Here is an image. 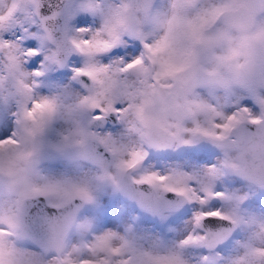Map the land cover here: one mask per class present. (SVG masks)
<instances>
[{
  "label": "snow or ice",
  "instance_id": "6c2138e0",
  "mask_svg": "<svg viewBox=\"0 0 264 264\" xmlns=\"http://www.w3.org/2000/svg\"><path fill=\"white\" fill-rule=\"evenodd\" d=\"M231 6L229 0H221L220 4L205 9L202 15L190 21L192 34L196 35L209 17ZM199 8L200 5L196 4L193 10ZM42 9V0H12L11 4L0 10V61H6L13 50L20 60L18 69H25L29 62L39 61L31 73L27 70L21 72L22 76L33 78L30 88L32 94L28 102L14 104V110L10 106L0 126L8 125L9 114L14 117L18 128L21 119L36 120L45 110L49 114L53 113L56 108L54 99L34 98V89L40 87L35 78L45 75L41 69L56 58L59 50H63L66 56L73 52L82 54L83 66L72 67L71 72L74 78L86 77L92 82L91 87L81 83L86 94L79 99V105L89 117L87 129L91 133V140L88 147L102 148L103 154L96 151L95 155L106 167H111L116 157L104 141L107 138L115 142L113 134L92 130L108 119L115 120L119 127L127 123L129 110H141L140 97H148L146 90L141 91V85L161 90L169 88L170 81L165 78L171 74V62L155 55L165 46V41L163 38L150 39L143 33L137 34L134 30L124 31L117 27L121 23L119 17L109 16L111 6H106L103 0H99L95 6H85L81 0L77 8L78 11L100 17L98 26L73 28L69 27L66 19L61 38L53 39L57 14L52 12L45 15ZM18 12H23L24 19L17 28ZM258 15L264 16V0L258 6ZM33 23L35 27L30 28L29 25ZM13 29L16 34L10 38L8 33ZM30 41H37L38 46ZM129 43L135 45V49L125 47ZM92 44L102 46L86 47ZM92 53H98L102 59H97ZM240 54L239 46H230L222 59L225 62L231 61ZM65 62H58L57 66L63 68ZM239 94L245 98L238 103H213L203 124L198 123L189 135H177L170 142L176 149L194 146L193 152L205 144L211 146L217 159L209 162L207 167L195 172L172 169L166 174L145 167L138 177L131 176L127 183L121 181L119 185L113 176H107L112 181L111 187L118 192L147 185V191L139 187V203L145 211L154 215L161 208L167 214L174 215H179L186 208H191L192 212L188 219L189 230L171 243L142 241L132 228L126 229L123 235L113 231L94 234L90 247L97 239L105 244V256L99 264H264V211L255 214L254 205L256 198L264 200V152L259 157V165L234 162L229 154L233 148L247 150L257 140L264 148V91L247 88ZM29 103L31 107L27 106ZM96 112L98 114H93ZM51 123L49 119L42 128L49 127ZM17 134L16 129L11 134L5 131V138H0V145L16 144ZM68 140V136L63 137V142ZM168 147V144L149 146L151 149ZM105 154L112 159H107ZM125 154L128 159L120 158L115 167L126 176L130 170L141 167L150 152L140 146L126 150L122 155ZM37 163H40L39 158ZM95 179L103 184L105 177L98 176ZM226 180L236 190H221L220 184ZM195 185H199V188ZM46 187L47 192L37 189V196L44 198L51 209L57 212L62 210V202L55 198V193L60 190L70 191L79 198V203L74 201L69 207V210L75 208L78 216L84 205L92 204L95 200L90 181L77 182L66 177L55 179ZM48 192L52 195H48ZM169 194L171 199L167 198ZM4 223L8 224L10 230L0 229V233L11 235L14 227L12 221L4 220ZM109 240H119L120 243L108 247ZM32 253L41 261L46 259L39 250Z\"/></svg>",
  "mask_w": 264,
  "mask_h": 264
},
{
  "label": "rangeland",
  "instance_id": "374dc122",
  "mask_svg": "<svg viewBox=\"0 0 264 264\" xmlns=\"http://www.w3.org/2000/svg\"><path fill=\"white\" fill-rule=\"evenodd\" d=\"M113 1L118 2L119 6L114 13L109 12V16L119 17L121 23L117 27L122 28L124 31L134 30L137 34H140L143 33V28L147 25L157 0H152L151 6L141 10H130L127 0H103V3L109 6ZM196 1L191 0L190 5ZM216 1L210 6L218 5L221 2V0ZM229 2L232 5L234 0H229ZM11 3L12 0H0V10ZM80 3L81 0H70L69 18L67 20L69 27L99 25L101 22L100 17H94L89 13L77 10ZM98 3L99 0H82V4L85 6H95ZM220 13L214 17H209L196 35L192 34L189 25L186 34L183 35L184 46L180 47L178 45L179 47H177L178 53L172 48L173 45L169 46L170 49L172 48L171 51L166 49L168 42H165L166 46L155 53L165 61H170L171 67L176 69L178 72L176 76L177 86L175 90L170 88L161 90L158 87L154 89L150 85H141V91L146 90L148 97L146 99L143 96L140 97L141 110L130 109L129 112L132 113L134 119L127 120V131L134 133L141 143L146 144L145 132L151 125L163 126L164 129H168L175 134L172 141L175 140L177 135L187 136L198 123L203 124L205 122L213 103L227 104L229 96L227 98L217 96L222 92L220 89ZM23 19V12H18L17 28ZM29 27H35V24H30ZM15 34V29L10 30L8 33L10 38ZM143 34L149 37L148 34ZM30 42L38 46L37 41ZM128 45L129 48L135 49V45L131 43ZM99 46L96 44V47ZM204 47L212 50V54L207 60L205 68H203L210 73V78L204 84L193 86V84L185 82L184 76L190 73L191 68L193 69L199 65L200 62L196 60V56L199 48ZM189 53H191L192 58L191 56L189 58ZM76 55L82 56V54L76 53L71 60L67 61L63 69L58 68L53 60H50L47 66L54 68V72L52 74L45 73V77L42 76L43 79H39L40 77L35 78L40 83L37 95H51L48 98L56 101V108L51 114L47 113L46 110L43 111L42 115L38 116L36 120L21 119L20 126L25 133L24 139L30 146L29 149L21 148L22 140L16 138V144L0 145V198H6L9 205L7 211L0 216V219L11 220L14 225L11 229V235L0 233V262L2 264H24L25 261L29 264H99V261L103 260L105 256V244L99 239L95 240L91 247L90 244L93 235L98 234L100 229L101 232L104 230L113 231L123 235L126 229L132 228L142 241L150 243L163 241L167 243L168 238L165 236L170 237L169 235L172 233L171 226L192 211L191 208H186L179 215L167 214L166 211H162L159 217L152 216L143 210H138L129 202L127 197L115 191L111 187L112 181L108 180L107 176L111 175L117 181L116 176L120 170L115 167V164L119 162L120 158H124L122 154L126 150L132 148L119 143L116 139L113 142L111 139L106 138L104 143L112 150L116 159L111 167L96 166L94 163L86 161L97 167L100 170L98 176H104L105 180L103 184L91 185L95 200L92 204L84 205L80 209V216H78V213L75 215L74 221L69 227L70 232L64 237V244H62L60 253L50 254L49 252L40 251L34 245L21 239L17 230V209L20 197L25 194L28 195V193H37V189L47 192L46 186L49 182L69 177L64 169L61 148L66 144L76 143L81 137L91 136L87 125L83 123L85 109L79 105L81 97L73 100L72 93L66 89V81L71 74V68L79 66L77 65L79 58ZM94 55L99 56L98 53ZM19 63L20 60L14 50L8 54L6 61H0V124H3L4 114L10 106L14 110V104L27 103L28 97L32 94L30 88L33 84V78L22 76L21 72L33 70L39 61L29 62L25 69H18L17 65ZM207 65L208 67H206ZM165 79L167 80V77ZM25 85L29 87H25ZM97 99H100V97H97ZM178 106H183L186 109L187 115L185 117L176 113ZM188 118H190V122L185 124ZM49 119L52 121L51 125L42 128V125ZM69 122L71 123L70 128L62 129L60 127L61 123L67 125ZM15 129V119L9 114L8 125L0 126V138H5L3 136L5 131L11 134ZM118 130L119 126L116 123L114 126L106 124L104 128L92 131L114 134ZM64 136L69 137L67 142H63ZM61 137L62 139H60ZM147 146L149 147V145ZM139 147L137 145L133 148ZM193 147L184 146L176 149L174 146H170L166 151H155V148H153L154 150L149 154L148 165L157 171L163 169L168 172L172 169H179L195 172L207 167L209 162L216 161L217 154L211 146L197 147L194 152L192 151ZM18 148H20L19 151L16 150ZM229 154L233 161L237 162L238 149H231ZM38 158L40 163H37ZM71 160L85 161L81 158ZM40 164L44 165V172L39 168ZM140 174L135 176L138 177ZM73 180L77 182L84 181L83 179ZM195 187L198 189L199 185H195ZM220 189L224 191L236 190L227 180L220 184ZM70 194L73 193L60 190L55 193V198L63 202ZM48 195L51 196L52 193L48 192ZM254 205L255 214L259 215L261 211H264V200L256 198ZM188 224L190 225V222ZM189 227L184 231L189 230ZM179 236L178 234L177 238ZM23 242L25 246H19ZM119 243V240H109L107 246L112 247ZM20 248L25 251L18 252ZM37 250L46 259L41 261L32 253Z\"/></svg>",
  "mask_w": 264,
  "mask_h": 264
},
{
  "label": "water",
  "instance_id": "95a60500",
  "mask_svg": "<svg viewBox=\"0 0 264 264\" xmlns=\"http://www.w3.org/2000/svg\"><path fill=\"white\" fill-rule=\"evenodd\" d=\"M129 3L130 10H141L146 8L147 6H151L152 0H127ZM43 9L45 15H50L52 12H55L56 20L54 23V32H53V39H60L62 36V30L65 24V20H68V10L70 9V0H42ZM75 52L72 55H65L63 50H59L56 58L53 60L55 65H58V62H63L71 60L73 56H75ZM211 55V52L208 48H204L202 58L200 57V61L205 62ZM255 54L252 50L247 52L246 58L243 63H241V68L245 72V76L248 78L257 80V75L259 72V59L255 60ZM58 67V66H57ZM59 68V67H58ZM63 69V68H60ZM209 73L207 71H203L202 68H197L193 72V74L188 76V82L193 85L198 83H206L209 79ZM176 113L179 116L187 115L186 109L183 106H179L177 108ZM84 115H86V110L84 111ZM116 124V121L113 119H108L100 123L101 126L104 127L106 124ZM94 128L93 130H96ZM146 145H165L168 144L170 147V142L172 141L174 134H172L168 129H164L163 126L151 125L147 128L146 132ZM91 140V136H86L84 139L82 138L76 143L66 144V146L61 148V155L68 159H77L81 158L85 161L94 163L96 166L106 167L102 161H100L95 152L97 151L99 154H103L102 148L98 149H90L88 147L89 142ZM206 145V144H205ZM207 146V145H206ZM109 149V148H108ZM168 149V148H167ZM238 149L239 153L236 157L237 163H247L248 165H259L260 163V155L264 152V148L261 147L259 140L254 145L249 146L247 150L243 148H236ZM155 150H166V149H158ZM130 171L128 174L122 175L121 171L117 175V185L120 184L121 181L127 183L130 176ZM144 188V191L148 190V186H139ZM138 188H130L127 191H121L124 197H127L129 202H131L137 209L144 210L141 207L139 200L140 197L138 196L137 192L139 191ZM171 199V195L167 197ZM74 201H79L78 197H75L73 194H70L65 201L61 204V211L57 212V215L50 216L44 219L45 216L49 215L48 210L51 209V205L44 200L41 201L38 198L37 193H28V195H22L19 200L18 205V216H17V223H18V233L23 241L34 245L40 251L49 252L51 253H60L62 244H64V237L66 234L69 233L70 224L74 221L75 214H77V210L75 208L69 207L73 204ZM42 210V212H41ZM164 211L163 208L158 210L156 215L147 212L149 215L158 216L161 212ZM43 217V218H42ZM49 220V221H48ZM39 221V222H38ZM40 223V226H39ZM39 226V228H37ZM56 226V227H55ZM40 229V230H39Z\"/></svg>",
  "mask_w": 264,
  "mask_h": 264
},
{
  "label": "flooded vegetation",
  "instance_id": "af4514ba",
  "mask_svg": "<svg viewBox=\"0 0 264 264\" xmlns=\"http://www.w3.org/2000/svg\"><path fill=\"white\" fill-rule=\"evenodd\" d=\"M260 3L261 0H234L230 9L220 13V89L222 91L220 95L226 98L229 96L227 104H235L239 100L244 99L245 97L239 94L244 89L252 88L253 90L259 89L264 91V16L258 15V6ZM222 36H226V38H221ZM230 46H239L242 53L234 57L231 61L225 62L222 58L227 55ZM204 48H199L198 55L196 56V60L200 62L199 65L193 69L191 68L190 73L184 76L185 82L188 84H191L188 82V76L193 74L195 69L202 68L203 71L206 70L203 68H205V64L209 59L205 60V62L199 60L200 57L202 58ZM250 50L254 52L255 60H260L257 80L245 76V72L241 68V63L244 62L247 52ZM210 52L212 54V50ZM188 56L190 58L191 53ZM171 69V74L167 77V80L170 81L169 88L175 90L178 72L174 67H171ZM208 75L210 78V73ZM234 87L235 89H233ZM227 92L229 93L228 95ZM109 151L112 152L110 148Z\"/></svg>",
  "mask_w": 264,
  "mask_h": 264
},
{
  "label": "bare ground",
  "instance_id": "6f19581e",
  "mask_svg": "<svg viewBox=\"0 0 264 264\" xmlns=\"http://www.w3.org/2000/svg\"><path fill=\"white\" fill-rule=\"evenodd\" d=\"M215 1L216 0H197L196 2H194L190 5L191 0H157L154 7H153L152 14L148 20V23L143 28V33H146V35L148 34L150 39H161V38H163L164 40H167V41H165V42H168V46L166 47V49H170L169 46L173 45L172 48H174L175 52H177V47L184 46L183 35L186 34L185 32L187 31V29L190 25V21L195 19L197 16L202 15L203 11L205 9H207L208 7H211L210 5H212V3H214ZM196 4H199L200 8L197 9L196 11H194L193 9H194V6ZM117 5L119 6V3L116 1H113L112 3H110V6H111L110 13H111V11L114 13L117 10V8H118ZM96 25H97V23H96ZM88 47L89 48L96 47V44H92ZM125 47L129 48V45L127 44ZM171 49H170V51H171ZM178 49H180V48H178ZM94 54L95 53H92V55L94 57H97ZM81 62L82 61L79 59L77 65H80ZM206 67H208V65ZM233 89H235V87ZM217 96H221V95H217ZM191 118H193V117H191ZM193 121H191V122H193ZM189 122H190V118H188L185 121V124H188ZM41 212H42V210H41ZM190 213L187 214L186 217L178 220L176 223H174L171 226L172 233H171V235H169L170 237H168L167 235L165 236L168 238L167 243L173 242L175 239H177L178 234L181 235L183 233V231L190 226L188 224L189 223L188 219L190 217ZM39 226H40V223H39ZM39 226H37V228H39ZM99 232H101V229L98 231V233ZM23 251H25V250H22L21 248L18 249V252L22 253ZM9 263H11V262H9ZM24 264H29V263H27L25 261Z\"/></svg>",
  "mask_w": 264,
  "mask_h": 264
},
{
  "label": "clouds",
  "instance_id": "9594fccd",
  "mask_svg": "<svg viewBox=\"0 0 264 264\" xmlns=\"http://www.w3.org/2000/svg\"><path fill=\"white\" fill-rule=\"evenodd\" d=\"M76 56L82 61L79 66H83L84 58L82 56H79V55H76ZM97 59H102V57L98 56ZM41 70L44 71L46 74H52L54 72V68H52L51 66H46L44 69H41ZM29 73H31V71H29ZM44 77H40L39 79H43ZM82 82L87 83L91 87L92 82L88 81L86 77H75L74 78V74L71 72L70 76L68 77V80L66 81V89L72 93L73 100L78 99L82 95L86 94V92L81 87ZM38 90L39 89H34V98L39 99L41 97H49V98L51 97V95H43V94L37 95ZM27 106L31 107V104L29 103ZM93 114H98V112L93 113ZM131 119H134V118L132 116V113L129 112L127 115V120H131ZM88 121H89V117L86 114L85 117L83 118V123L85 125H87ZM60 127L62 129L70 128L71 123L69 122L67 125L61 123ZM16 130H17L18 135L15 138L22 140L21 148H23L25 150L29 149L30 146L28 145L27 141L24 139L25 133H24L22 127L21 126L18 128L16 127ZM113 137L119 143L125 144L128 148H133V147L139 145V146H142L144 148V150H146V151L152 152L154 150V149L149 148L146 144L141 145L139 138L134 133H129L127 131V123L122 124L119 127L118 132L113 134ZM60 139H62V137ZM16 150L19 151L20 148H18ZM105 155H106L107 159H109V160L112 159V157L108 156L107 154H105ZM149 158L150 157H148L146 159V161L141 163V167L132 170L129 174L134 175V176L138 175L139 173H141L144 170L145 167H147L149 170H154L153 168H151L148 165V159ZM124 159H128L127 154L124 155ZM63 164H64V169L68 173V176L70 178L83 179L86 181H90L91 185L100 184L95 179L99 175L100 170L97 167H95L94 165H92L86 161H73V160L68 159L66 157H63ZM39 168L41 169V171H43V172L45 171L44 165L40 164ZM166 172H167V170H163V169L160 170L161 174H166ZM37 183H39V181H37ZM40 199L42 202L44 201V198L41 197ZM77 203H79V201H77ZM8 206L9 205H8L7 199L6 198H0V216H2L3 213H5L7 211ZM48 212H49V216L57 215V210H55V209H49ZM0 229H9L8 224L4 223L3 219H0ZM19 246L24 247L25 246L24 242L22 244H20Z\"/></svg>",
  "mask_w": 264,
  "mask_h": 264
}]
</instances>
